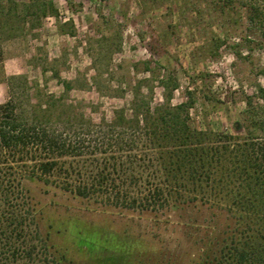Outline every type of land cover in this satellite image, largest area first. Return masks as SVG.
<instances>
[{"label":"rangeland","instance_id":"1","mask_svg":"<svg viewBox=\"0 0 264 264\" xmlns=\"http://www.w3.org/2000/svg\"><path fill=\"white\" fill-rule=\"evenodd\" d=\"M31 1L0 0V106L29 123L47 117L49 130L82 141L84 155L63 160L81 163L83 177L107 165L116 182L156 179L144 130L109 127L115 109L131 115L140 81L144 92L153 89V105L164 101L162 79L176 83L172 104L191 96L200 130L245 136L248 101L264 118V21L250 22L245 7L264 13V0H50L57 15L41 19ZM69 21L73 33H60ZM58 98L65 107L45 112ZM259 133L264 140V127ZM25 186L40 235L62 264H197L207 244L234 227L206 205L142 212L39 181Z\"/></svg>","mask_w":264,"mask_h":264},{"label":"trees","instance_id":"2","mask_svg":"<svg viewBox=\"0 0 264 264\" xmlns=\"http://www.w3.org/2000/svg\"><path fill=\"white\" fill-rule=\"evenodd\" d=\"M31 2L38 18L57 15L50 0ZM245 7L250 22L263 23V11ZM72 25L59 24L60 33H73ZM168 79L160 81L164 101L155 105L153 89L146 93L144 81L138 82L132 89L131 115L117 108L109 124L112 131L144 130L145 147L153 154L148 168L156 176L146 183L139 174L116 182L107 165L83 177L81 163L63 160L82 157V141L49 130L47 117L35 116L29 123L16 118L9 105L0 106V264H62L40 235L27 180L55 185L106 207L156 213L195 205L217 208L232 218L234 227L227 237L209 242L197 264H264V140L259 133L264 118L248 101L245 136L200 130L190 117L192 97L173 105L178 85ZM61 84L66 92L73 89L70 81ZM59 105L65 107L63 98L54 99L45 112Z\"/></svg>","mask_w":264,"mask_h":264}]
</instances>
